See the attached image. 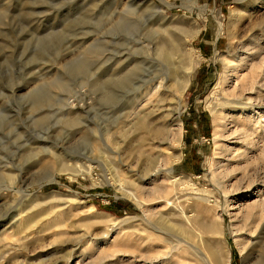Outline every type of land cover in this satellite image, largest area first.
I'll use <instances>...</instances> for the list:
<instances>
[{
  "label": "rangeland",
  "instance_id": "374dc122",
  "mask_svg": "<svg viewBox=\"0 0 264 264\" xmlns=\"http://www.w3.org/2000/svg\"><path fill=\"white\" fill-rule=\"evenodd\" d=\"M263 25L264 0H0V264H207L211 248L229 251L228 264H264V218L248 246L235 241L244 208L264 193L262 184L244 188L246 174L264 177V159L245 177L238 169L214 177L251 150L230 132V114L242 116L227 100L233 63L254 45L251 28L264 54ZM162 29L189 40L196 63L179 105L169 75L148 116L160 125L177 114L180 141L141 146L144 129L128 114L145 83L164 76L167 60L155 50ZM185 61L176 59L181 71ZM66 163L91 169L73 174ZM113 168L145 190L147 212L115 187Z\"/></svg>",
  "mask_w": 264,
  "mask_h": 264
},
{
  "label": "bare ground",
  "instance_id": "6f19581e",
  "mask_svg": "<svg viewBox=\"0 0 264 264\" xmlns=\"http://www.w3.org/2000/svg\"><path fill=\"white\" fill-rule=\"evenodd\" d=\"M263 27H264V25H263ZM250 31H251V33H250L251 37H250L249 41L251 42V44H254V45H252V47L250 49L246 48L245 51H243L241 54H239V56H237V59H236L237 61L235 63H233L232 72H233V75L235 77L236 84L234 81L235 85L233 87L231 86L232 88L228 92L229 98L227 101H229V100L233 101L234 100L233 103H235L237 105V107H238L237 111L240 112V114L242 116V117H236V116H234V114H232V113L230 114V118L232 119L230 122L234 123V124H232L233 129L230 132L232 135H238L237 139L240 141L241 140L245 141L250 146L249 149H251V150L248 151L247 148H246V150L245 149L243 150L242 155H243V157H245L243 159L244 164L242 163L243 165L238 167V168H235V167L225 168L223 170L220 169L219 171H216V170H218V167H216L215 171H214V177L218 176L221 179H225V178L230 177L236 169H238V171H240V172H243V173H241L242 174L241 177H243L244 172H246L247 169L251 168V166L253 167L254 163L257 159H261V161H259V162H262V160L264 159V54H262V56H260V54H261L260 52L263 49L261 47H259V45L257 43H255V41H254L257 39L255 37L257 35V31H255V28H251ZM165 32H166V29L155 31L156 35H158V34L160 35L159 41L156 43L157 44L156 49H155L156 50V56L159 60H160V57L162 59L167 60L166 67H165L163 62H160V63H162V65H161L162 68L165 69L164 74H163L164 76L160 75V76H157L155 78L153 77L154 79L150 78L151 82L145 83L146 89H144V91L140 90L141 92L138 95V97H135L137 99L134 100L135 103H134L133 107L131 108V110L128 114L129 116L134 115V117H135V121L132 123V126L133 127L135 126V128H134L135 130H136L137 126H139V128H141V129H144L145 133H144L143 137L139 136L141 138L138 139L139 141L142 139L140 142H138V144H141V146L144 145L147 140H149V144L151 145V144L155 143V140H157V141L164 140L167 137H172V138L174 137V138H176L175 139L176 141H178V142L180 141L182 124H181L180 120L177 119V114L175 117L171 113V115H169V118L166 120V122L161 123L160 125H156L153 121L150 120L151 118L150 119L148 118V116L150 114H152L153 112H155V110L157 111V109H160L159 104H161V102L163 100L162 97L160 96V89L163 88L165 81L169 78L168 77L169 75H170V77L172 76V79L175 81L174 83H175L176 105H179V102L181 101V97L183 96V94L187 90V87H188L189 82H190L191 72L193 71L195 63H196V61L194 60L195 51H193V49L189 47V43H188L189 40L182 38V37L172 38V37L166 35L167 33H165ZM258 40H256V42ZM248 50H250L249 53L247 52ZM196 56L199 57V55L197 53H196ZM177 58H179L180 61H184V58L187 60V61L183 62V64H182V67H183L182 71H181L180 67L177 66V63H176ZM254 58L255 59L259 58V59H258V61H255V60H253ZM153 71H154L153 76H155L154 73L156 70H153ZM244 71H245V73L243 74ZM159 74H157V75H159ZM145 79H146V77H145ZM140 88L143 89L142 86ZM135 96H137V95H135ZM147 108H150V110L145 112ZM239 118H242V120H239ZM239 121H242L241 125H240ZM260 121H262V123ZM216 125H218V124H216ZM225 126H226V124H224V127ZM216 127L214 130V134H215V137H218L221 134H220L218 126H216ZM259 129L261 132H259ZM132 132H134V131H132ZM254 133L257 134L261 138V141H262L261 147H256L255 139L253 136ZM233 143L238 144L235 142H233ZM106 147H108V146H106ZM239 148L240 147H238L236 150H238ZM257 148H260V150L258 149L260 151L258 153V155L253 156L254 154H250L251 152L256 151ZM230 150H232V148L228 145L226 147V152L230 151ZM148 156H150V155H148ZM153 159L158 161V157L157 158L153 157L152 161H151L153 164V168L151 167L152 172L150 173V176L155 177L156 175H158L161 172L162 169L160 168L161 165H159V164L156 165L157 161H155ZM103 164L107 165L108 167H110V165H111L110 162L104 158H103ZM61 165H62L61 166L62 170L68 171V172L73 173V174H75V173L76 174H78V173L84 174L85 172L88 173L91 169L90 168L91 166L83 167L79 164L76 165V164H72V163H70V164L66 163V164H61ZM113 169H114V171H116V174L112 177V183L115 184V187L124 196L133 200L135 202V204L138 205V207L144 209V206H143L144 205V197H143V193H142L144 189L143 190L140 189V193H138L139 192V191L137 192L138 187L135 190L133 187L127 186L124 178L119 176V174L117 172L118 169L117 168H113ZM250 170H248V173L246 174L247 175L246 177H249V178H247L249 180L246 182V185L244 188L249 189V188L254 187L255 185L257 186L258 184H262L261 185L262 187H260V189L261 188L263 189L264 188V177L262 175H261L262 177L260 176V171H256L255 168L252 169L253 170L252 172H250ZM129 171H132V169L130 168ZM146 174H147V172H146ZM53 178L54 177L52 176V178H49V179L53 180ZM241 179H243V178H241ZM239 185H242V184H239ZM239 185H237L236 190L240 189ZM234 186L236 188V185H234ZM225 187L226 186H224V188H223L224 193L226 192ZM9 189L14 190L16 188H15V186L11 185V186H9ZM17 189L20 190L21 187H18ZM153 190H154V192H158V191L161 192V191H164V188L158 187V188H155ZM244 209H245V211L243 210L244 214H242V222L240 223L241 225L238 224L240 226V229H242L241 231H243V235L241 237H237L236 239L234 238L236 243L240 242L242 244V247L244 245H245L244 247L249 245V243L251 241L252 233H255L258 230L259 224L261 223V221L264 218V193L262 195L258 194L257 199H255L252 203L246 205V207ZM144 211L147 212L146 209H144ZM178 216H181L184 226H187L191 222V217L186 215L184 213V210H182V209L179 210ZM158 219L162 220L165 223H168L170 227H175V225L172 222H170V220L167 217L162 215V213L161 214L159 213ZM257 219L259 222L257 224H255V221ZM144 221H146L147 223H151L148 220L147 214H145V220ZM162 221H161V223H162ZM160 226L162 227V225H160ZM206 226H207L206 230L208 232H210V231H212V227L214 225L212 223H207ZM181 229H185V228L181 225L180 230ZM158 231L161 232L162 234L167 235L164 232V230H162L161 228H159ZM201 238L202 237L200 235V240H201ZM183 242H184V245H186L187 247L192 246V244L187 243L185 240H183ZM229 258H230L229 251L219 252V251L211 248V250H209V252L208 251L206 252V263L207 264H228Z\"/></svg>",
  "mask_w": 264,
  "mask_h": 264
}]
</instances>
